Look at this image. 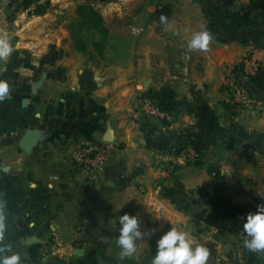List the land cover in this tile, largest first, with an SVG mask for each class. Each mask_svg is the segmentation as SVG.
I'll use <instances>...</instances> for the list:
<instances>
[{
    "label": "crops",
    "instance_id": "crops-1",
    "mask_svg": "<svg viewBox=\"0 0 264 264\" xmlns=\"http://www.w3.org/2000/svg\"><path fill=\"white\" fill-rule=\"evenodd\" d=\"M51 1L0 0V34L14 49L0 61L10 86L0 101L3 243L22 264H151L158 237L174 227L208 249L207 264H264V251L248 261L232 225L238 208L264 204V78L234 69L243 60L264 74L261 1L246 3L252 24L234 23L216 0L90 4L111 18L128 15L122 35L108 27L101 59L76 49L87 40L66 31L80 18L77 0ZM201 28L213 36L208 49L189 51ZM229 79L262 108L231 107ZM139 93L171 106L173 120L141 116ZM74 142L114 145L95 180L70 158ZM183 148L189 156L173 172L152 162L153 153ZM125 212L146 235L120 260L115 221Z\"/></svg>",
    "mask_w": 264,
    "mask_h": 264
},
{
    "label": "clouds",
    "instance_id": "clouds-1",
    "mask_svg": "<svg viewBox=\"0 0 264 264\" xmlns=\"http://www.w3.org/2000/svg\"><path fill=\"white\" fill-rule=\"evenodd\" d=\"M160 19L162 23H167L166 17L161 16ZM212 39V34L201 28L192 32L187 48L189 51H206ZM13 51L8 36L0 34V61L6 60ZM5 99H10V86L7 80L0 79V101ZM115 224L117 244L121 249L120 260L132 257L137 252L136 242L146 235L141 231L138 217L125 212L117 216ZM243 229L248 236L243 246L250 251H264V204H258L256 211L246 214ZM5 230V217L0 208V264H22L20 253L14 251L12 245L3 243ZM208 256L205 246L196 244L187 232L173 227L158 237L151 264H207Z\"/></svg>",
    "mask_w": 264,
    "mask_h": 264
},
{
    "label": "built area",
    "instance_id": "built-area-1",
    "mask_svg": "<svg viewBox=\"0 0 264 264\" xmlns=\"http://www.w3.org/2000/svg\"><path fill=\"white\" fill-rule=\"evenodd\" d=\"M249 0H236L238 4L246 5ZM257 66L249 65L245 71L249 75L256 73ZM225 89L230 95V99L240 108H247L254 106L257 109L262 108V104L259 101L251 100L248 90L239 82L234 79H229L225 84ZM134 109L138 111L141 116L147 119H156L165 123H169L173 120L175 113L168 110L164 105L155 102L149 95L137 94ZM114 145L107 142H91L80 143L74 142L70 145L69 155L72 161L77 164L84 175L89 181L95 180L100 170L107 163ZM188 150L183 148L179 151L175 150L167 154H152V161L154 165L164 164V168L173 172L174 169L182 164L188 158ZM244 214L240 215L241 219H244ZM240 244L248 239L243 227L236 230ZM257 254V251H252Z\"/></svg>",
    "mask_w": 264,
    "mask_h": 264
},
{
    "label": "rangeland",
    "instance_id": "rangeland-1",
    "mask_svg": "<svg viewBox=\"0 0 264 264\" xmlns=\"http://www.w3.org/2000/svg\"><path fill=\"white\" fill-rule=\"evenodd\" d=\"M106 0H77L74 1V5L76 6L75 8L77 9V11H79L80 8H87L89 7L90 4H93L94 6L96 4H99L100 6H103L106 2ZM107 1H111V0H107ZM120 0H116V2H119ZM49 3H53L51 0ZM59 3V1L54 2V4ZM96 3V4H95ZM110 3V2H107ZM121 3V2H120ZM90 8V7H89ZM74 9H71L70 11H73ZM95 16H89V15H85V14H79L78 16L80 17L79 20H75L70 21V15L66 14L65 15V21L69 24H67L69 27L66 28L69 36L71 37V39L77 40L78 38H85V40H87L88 43H81L80 45L78 44H74V47L76 49H82L85 50L86 55H90L93 56V53L97 52L100 56L99 59H101L100 57L104 54V50H105V41L104 38L109 36V29L108 27L114 31V36H120L122 35L121 33V28H122V22H126V18L128 15H124V19L122 20L121 16L118 17V15H116L115 13L113 14V18H111L112 16H106L100 13V11L98 9H95ZM70 14V13H69ZM59 15H63L62 13H58L57 16ZM57 16L55 18V16H50L49 17V21L50 24L49 26H54L56 22H58ZM62 18V17H61ZM63 19V18H62ZM124 32V30H123ZM125 33L127 34L126 30ZM124 35V33H123ZM88 48V49H86ZM92 58V57H91ZM175 150H172L171 152H173ZM153 162V161H152ZM156 166H160L162 168H164V164L162 163V165H156ZM237 229H235V233H236V240H235V244H237L238 246H242L240 244V240L238 239L237 236ZM258 254V253H257ZM127 264V263H126ZM132 264V263H131Z\"/></svg>",
    "mask_w": 264,
    "mask_h": 264
},
{
    "label": "trees",
    "instance_id": "trees-1",
    "mask_svg": "<svg viewBox=\"0 0 264 264\" xmlns=\"http://www.w3.org/2000/svg\"><path fill=\"white\" fill-rule=\"evenodd\" d=\"M222 8H224L227 13L229 14V16L232 18L234 23H240V24H252V21L250 20V8H251V3L248 5H242V4H238L236 2V0H216ZM251 1V0H250ZM260 5L264 6V0H260ZM80 15L81 14H85V15H89V16H95V11L90 7L87 8H80L79 12ZM214 17V16H213ZM212 16H209L210 19V23H214L215 19ZM235 71L237 72V74H242V75H246L247 78L252 81V82H260L262 80V78H264V74L262 72L261 67H257L256 69V73L253 75H249L246 73L245 71V63L242 60L238 65L235 66ZM241 84V83H240ZM231 102V107H237V105L235 103ZM164 107L168 110H172L171 106H166L164 105ZM249 212H254L252 209L248 208V207H240L237 210V217H236V221L232 224L234 225L233 229H237L240 227H243V224L245 222L246 219V214ZM244 214V219L240 218V215ZM242 250L244 255L247 257L248 261L250 262H254L257 259V254L253 253L252 251L248 250L247 248H245L242 245Z\"/></svg>",
    "mask_w": 264,
    "mask_h": 264
},
{
    "label": "water",
    "instance_id": "water-1",
    "mask_svg": "<svg viewBox=\"0 0 264 264\" xmlns=\"http://www.w3.org/2000/svg\"><path fill=\"white\" fill-rule=\"evenodd\" d=\"M30 136H31V133L29 132V133H27V135L25 136V138H24V143L26 144V142L28 141V139L30 138ZM28 138V139H27ZM23 148H26V146H23Z\"/></svg>",
    "mask_w": 264,
    "mask_h": 264
}]
</instances>
